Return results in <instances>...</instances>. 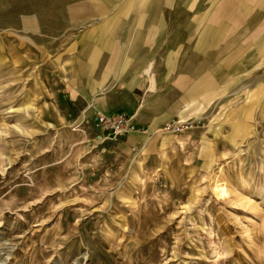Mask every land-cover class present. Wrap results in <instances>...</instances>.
Listing matches in <instances>:
<instances>
[{"label":"rangeland","instance_id":"obj_1","mask_svg":"<svg viewBox=\"0 0 264 264\" xmlns=\"http://www.w3.org/2000/svg\"><path fill=\"white\" fill-rule=\"evenodd\" d=\"M0 264H264V0H0Z\"/></svg>","mask_w":264,"mask_h":264},{"label":"built area","instance_id":"obj_2","mask_svg":"<svg viewBox=\"0 0 264 264\" xmlns=\"http://www.w3.org/2000/svg\"><path fill=\"white\" fill-rule=\"evenodd\" d=\"M94 121L96 127L101 131L99 137L107 139H115L140 129L137 127L133 116L124 112L115 114L97 112L94 115Z\"/></svg>","mask_w":264,"mask_h":264},{"label":"crops","instance_id":"obj_3","mask_svg":"<svg viewBox=\"0 0 264 264\" xmlns=\"http://www.w3.org/2000/svg\"><path fill=\"white\" fill-rule=\"evenodd\" d=\"M149 69H151L150 68V66H149V68H148V70ZM105 71V70H104ZM147 71V70H146ZM110 96H108V95H105V96H103V97H101L100 99H96V100H91L90 102H91V104H95V105H93L94 106V108H97V110H101V111H109V110H111L112 108L111 107H108L107 105L108 104H106L105 102H106V100H108V98H109ZM112 97H114V96H112ZM104 104V105H103ZM111 113V112H110ZM129 114V113H128ZM131 115H133L134 116V120L135 121H137V116L134 114V113H130ZM139 124V123H138ZM140 125V124H139Z\"/></svg>","mask_w":264,"mask_h":264},{"label":"bare ground","instance_id":"obj_4","mask_svg":"<svg viewBox=\"0 0 264 264\" xmlns=\"http://www.w3.org/2000/svg\"><path fill=\"white\" fill-rule=\"evenodd\" d=\"M120 11H122V10H120ZM120 11H119V13H118L117 15H121V14H123V13H121ZM94 12H96V11H94ZM77 15H78V14H77ZM81 15H82V14H81ZM85 15H86V14H85ZM74 16H75V15H74ZM84 20H85V19H84ZM126 32H127V31H126ZM125 35H126V34H125ZM221 191H222V189H221Z\"/></svg>","mask_w":264,"mask_h":264}]
</instances>
